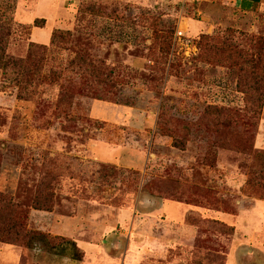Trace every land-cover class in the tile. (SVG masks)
Returning a JSON list of instances; mask_svg holds the SVG:
<instances>
[{
  "label": "rangeland",
  "instance_id": "rangeland-1",
  "mask_svg": "<svg viewBox=\"0 0 264 264\" xmlns=\"http://www.w3.org/2000/svg\"><path fill=\"white\" fill-rule=\"evenodd\" d=\"M250 3L0 0V20L12 22L9 56L25 58L34 42L44 76H76L77 53L103 61L110 75L107 100L76 95L71 105L49 82L35 89L36 100L19 99L0 69V191L28 209L29 229L68 230L85 252L79 264H264V178L248 182L250 168L264 169V156L221 145L234 128L217 133L204 120L206 108L218 106L248 123L239 71L199 59L203 34L262 51L264 0L245 9ZM36 19L45 26L29 27ZM55 28L71 31L68 48L50 44ZM163 117L183 148L161 133ZM185 124L193 126L186 143ZM254 143L264 150V109ZM155 181L178 200L154 195ZM42 183L53 193L50 211L32 207ZM49 235L55 243L62 237ZM17 247L27 264L45 260ZM6 254L0 264H10Z\"/></svg>",
  "mask_w": 264,
  "mask_h": 264
},
{
  "label": "trees",
  "instance_id": "trees-1",
  "mask_svg": "<svg viewBox=\"0 0 264 264\" xmlns=\"http://www.w3.org/2000/svg\"><path fill=\"white\" fill-rule=\"evenodd\" d=\"M93 9H83L89 12ZM151 18L150 26L154 29L156 38L159 39V30ZM45 19H36L33 25L29 27H44ZM12 34V22L10 20H0V69L4 73H8L18 87V97L24 100H36V88L42 82L57 84L60 89V101L73 104L76 95L86 96L97 100H107L108 95L105 88L109 85V72L104 67V62L94 59L84 53H77L71 61V66L76 76H64L63 70H54L47 76H44V61L39 57V50L42 47L34 42L30 44L28 56L25 58H15L7 54L8 40ZM72 42V33L69 30L55 28L52 32L50 44L53 46H61L68 48ZM249 43L253 50L254 41ZM201 54L199 59L208 63H227L239 71L238 90L244 94L245 111L248 117V123L241 121L240 113L228 107L209 106L204 113V120L207 128H213L217 133L220 129L229 131L234 128L233 139L221 142V145H228L236 148L243 153H255L264 156V150L255 147V137L257 134L259 122L264 109V43L262 51L255 56L254 52L239 47L232 40L216 41L212 36L203 34L200 37ZM258 59V63L254 64V58ZM32 88V89H30ZM194 123L193 126H196ZM249 125L248 127H246ZM161 133L165 136L177 138L178 128L174 126L172 119L163 117L159 124ZM192 125L185 124L187 129L184 134V142L186 143L192 136ZM212 129V130H213ZM237 137V138H236ZM174 146L183 148L179 141H174ZM1 163V157H0ZM248 182H254L253 177L264 178V169H260L259 173L249 169ZM153 194L167 199L178 200L174 195H170V189L162 186L159 181L154 183ZM170 184V182H169ZM33 201L32 207L42 210H51L53 202V193L43 186ZM28 209L21 203L14 200L13 196L0 191V242L5 244L17 245L27 249L34 250L35 257L42 256L45 253L42 264L52 263L51 256L55 260H63L66 257L76 261H82L85 255L77 242L66 237H60V242L55 243V237H51L49 233L40 230H33L27 227L29 218ZM222 228L233 234L235 229L233 226L223 223ZM64 253V254H62ZM53 254V255H50ZM57 257V258H54ZM206 258H209L207 256ZM219 261V259H218ZM19 264H27L22 255ZM216 264H221L217 262Z\"/></svg>",
  "mask_w": 264,
  "mask_h": 264
},
{
  "label": "crops",
  "instance_id": "crops-1",
  "mask_svg": "<svg viewBox=\"0 0 264 264\" xmlns=\"http://www.w3.org/2000/svg\"><path fill=\"white\" fill-rule=\"evenodd\" d=\"M242 1H246V0H242ZM251 1L249 7L245 8V9H248V8H251L253 7L255 4L259 3L260 1L262 0H249ZM236 2H239L237 0H235V3ZM148 156V155H147ZM138 170V169H137ZM143 170V169H142ZM140 170V171H142ZM153 201H157L158 202V199L157 198H152ZM160 202V201H159ZM162 205H164V202H160L159 203V207H161ZM67 217V216H66ZM65 217V218H66ZM68 218H75V217H68ZM47 232H49L50 234L54 235V236H62V237H67V238H70L72 240H74V238L70 237V236H66L67 234L65 233V231L67 232L68 230H65V231H62V230H59V231H51V227H48L47 229H45ZM188 230V229H187ZM186 229L184 228H180L179 232H187ZM76 241V240H74ZM77 242V241H76ZM78 244V243H77ZM79 246V245H78ZM80 247V246H79ZM81 248V247H80ZM82 249V248H81ZM23 249L20 248V247H17L15 245H11V244H5V243H1L0 242V255L2 254H6V253H9L8 255L11 256V262L10 264H19L20 260H21V257L22 255L24 254L23 253ZM7 255V254H6ZM1 259V258H0ZM66 261H64L63 263H65ZM63 264V263H60L58 260H54L53 261V264ZM68 264V262H66ZM42 264V262H41ZM73 264H79L78 261L76 260H73ZM81 264H86L85 262L81 263Z\"/></svg>",
  "mask_w": 264,
  "mask_h": 264
},
{
  "label": "built area",
  "instance_id": "built-area-1",
  "mask_svg": "<svg viewBox=\"0 0 264 264\" xmlns=\"http://www.w3.org/2000/svg\"><path fill=\"white\" fill-rule=\"evenodd\" d=\"M189 1H199V0H182V3H183V4H186V3L189 2ZM237 1H242V0H237ZM179 34H183V32L180 31Z\"/></svg>",
  "mask_w": 264,
  "mask_h": 264
}]
</instances>
